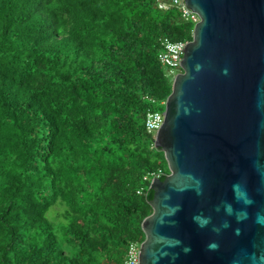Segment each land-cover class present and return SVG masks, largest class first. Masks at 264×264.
Segmentation results:
<instances>
[{
	"label": "trees",
	"instance_id": "16d2710c",
	"mask_svg": "<svg viewBox=\"0 0 264 264\" xmlns=\"http://www.w3.org/2000/svg\"><path fill=\"white\" fill-rule=\"evenodd\" d=\"M158 1L0 0V264H125L144 241V177L170 172L158 53L194 30Z\"/></svg>",
	"mask_w": 264,
	"mask_h": 264
},
{
	"label": "water",
	"instance_id": "95a60500",
	"mask_svg": "<svg viewBox=\"0 0 264 264\" xmlns=\"http://www.w3.org/2000/svg\"><path fill=\"white\" fill-rule=\"evenodd\" d=\"M186 5L200 22L154 140L170 172L140 264H264V0Z\"/></svg>",
	"mask_w": 264,
	"mask_h": 264
},
{
	"label": "built area",
	"instance_id": "2783aa9c",
	"mask_svg": "<svg viewBox=\"0 0 264 264\" xmlns=\"http://www.w3.org/2000/svg\"><path fill=\"white\" fill-rule=\"evenodd\" d=\"M158 8L163 11H169L171 9H176L179 11L181 19L185 22H190L194 25L200 22V17L198 13L193 12L187 5L186 0H161L158 1ZM194 33V30H193ZM192 40H181L172 42L169 40H164L161 43V49L158 53L159 62L167 69H169L173 74L176 70H182V61L185 53V47ZM149 99V98H147ZM151 102L155 103L154 99H149ZM166 101L162 103L165 106ZM164 123V110L163 111H149L146 115V128L148 133L152 134L154 140L157 133L162 128ZM155 147V143H153ZM164 175L162 170L152 172L144 177V181H149V188L151 189L152 183ZM143 193V190H139L138 194ZM143 242L134 241L131 242L127 247V252L125 256V264H140V253L141 246Z\"/></svg>",
	"mask_w": 264,
	"mask_h": 264
},
{
	"label": "rangeland",
	"instance_id": "374dc122",
	"mask_svg": "<svg viewBox=\"0 0 264 264\" xmlns=\"http://www.w3.org/2000/svg\"><path fill=\"white\" fill-rule=\"evenodd\" d=\"M181 73V70H176L175 72H174V74L172 75V80L174 81V79H175V77L178 75V74H180ZM62 207H56L55 208V210L54 211H52V213H50V216L52 217V218H54V217H58L59 219H62V217L60 216V213L62 212V209H61Z\"/></svg>",
	"mask_w": 264,
	"mask_h": 264
},
{
	"label": "clouds",
	"instance_id": "9594fccd",
	"mask_svg": "<svg viewBox=\"0 0 264 264\" xmlns=\"http://www.w3.org/2000/svg\"><path fill=\"white\" fill-rule=\"evenodd\" d=\"M210 247L215 249L217 247V245L213 244V245H210Z\"/></svg>",
	"mask_w": 264,
	"mask_h": 264
}]
</instances>
